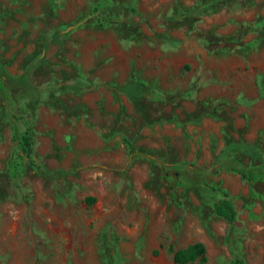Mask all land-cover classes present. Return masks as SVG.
<instances>
[{
	"label": "rangeland",
	"instance_id": "374dc122",
	"mask_svg": "<svg viewBox=\"0 0 264 264\" xmlns=\"http://www.w3.org/2000/svg\"><path fill=\"white\" fill-rule=\"evenodd\" d=\"M0 82V264H264V0H0Z\"/></svg>",
	"mask_w": 264,
	"mask_h": 264
},
{
	"label": "trees",
	"instance_id": "16d2710c",
	"mask_svg": "<svg viewBox=\"0 0 264 264\" xmlns=\"http://www.w3.org/2000/svg\"><path fill=\"white\" fill-rule=\"evenodd\" d=\"M0 90L3 91L2 84L0 82ZM12 139L15 142L19 158L13 159L9 162V172L16 174L21 170L24 163H27L34 167L37 171L47 174L48 172L43 170L41 166L37 165L33 158V139L31 129L26 128L21 134L15 131L12 134ZM259 144L243 143V149L251 156L255 154L254 149H258ZM261 151V150H259ZM226 169L234 171L246 180L252 188L256 182H264V162H256L250 166H239L231 164L225 165ZM219 191V197L213 202V211L216 215L224 218L230 224L236 220V211L232 202V198L224 189H217ZM173 260L176 264H191L198 262L204 264L207 260L206 249L203 243L194 242L187 245L184 248H179L173 251ZM233 264H245L242 259L236 257Z\"/></svg>",
	"mask_w": 264,
	"mask_h": 264
}]
</instances>
